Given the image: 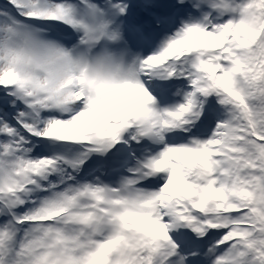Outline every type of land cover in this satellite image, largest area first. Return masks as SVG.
Instances as JSON below:
<instances>
[{
  "label": "snow or ice",
  "instance_id": "obj_1",
  "mask_svg": "<svg viewBox=\"0 0 264 264\" xmlns=\"http://www.w3.org/2000/svg\"><path fill=\"white\" fill-rule=\"evenodd\" d=\"M0 264H264V0H0Z\"/></svg>",
  "mask_w": 264,
  "mask_h": 264
}]
</instances>
